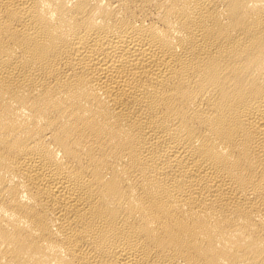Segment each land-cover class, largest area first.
<instances>
[{
  "label": "bare ground",
  "instance_id": "obj_1",
  "mask_svg": "<svg viewBox=\"0 0 264 264\" xmlns=\"http://www.w3.org/2000/svg\"><path fill=\"white\" fill-rule=\"evenodd\" d=\"M0 264H264V0H0Z\"/></svg>",
  "mask_w": 264,
  "mask_h": 264
}]
</instances>
